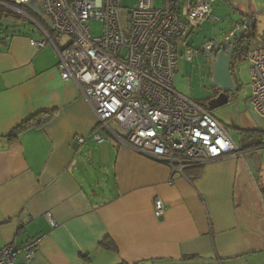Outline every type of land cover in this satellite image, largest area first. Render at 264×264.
Listing matches in <instances>:
<instances>
[{
  "label": "crops",
  "instance_id": "1",
  "mask_svg": "<svg viewBox=\"0 0 264 264\" xmlns=\"http://www.w3.org/2000/svg\"><path fill=\"white\" fill-rule=\"evenodd\" d=\"M40 36L0 45V247L42 236L30 264H264V187L240 155L172 176L115 140L111 149L109 137L113 188L85 187L81 152L104 131L76 83L61 79L54 49L29 43ZM42 111V124L7 136Z\"/></svg>",
  "mask_w": 264,
  "mask_h": 264
},
{
  "label": "built area",
  "instance_id": "2",
  "mask_svg": "<svg viewBox=\"0 0 264 264\" xmlns=\"http://www.w3.org/2000/svg\"><path fill=\"white\" fill-rule=\"evenodd\" d=\"M29 1L0 0V8L14 9L36 25L41 36L29 38L32 46L54 49L61 79L76 83L96 116V128L107 134L94 132V140L112 137L167 165L172 176L184 175L189 166L243 154L205 103L178 92L172 84L179 56L192 61L201 53L214 62L215 39L198 47L187 40L211 16L217 0H135L132 7L122 0H37L51 26L24 6ZM93 20L101 23L98 35L92 34ZM255 24L256 14L247 15L236 26L240 31L236 40H247L249 104L264 125V35L257 36ZM84 141L77 136L76 146ZM258 194L264 204V192ZM153 210L156 216L164 213L159 197ZM41 238L0 247V264H30Z\"/></svg>",
  "mask_w": 264,
  "mask_h": 264
},
{
  "label": "rangeland",
  "instance_id": "3",
  "mask_svg": "<svg viewBox=\"0 0 264 264\" xmlns=\"http://www.w3.org/2000/svg\"><path fill=\"white\" fill-rule=\"evenodd\" d=\"M122 4L132 7L135 0H122ZM250 14H256L254 31L257 36H263L264 0H217L212 5L211 16L188 35L187 41L194 47H198L209 39H215L217 43L222 42L227 34ZM39 20L43 23L41 19ZM91 30L93 35H98L101 31L100 21L93 20ZM19 33L33 37L40 35L39 29L29 18L14 9L0 8V38L10 39L12 35ZM62 41H66L65 36L62 37ZM211 68L212 63L207 61L201 53L192 61L179 56L177 72L172 81L174 89L197 101L206 102L214 89ZM234 68L238 91L226 104L210 112L225 125L232 140L243 149L240 157L246 164L250 178L260 187H264V125L261 123L258 125L254 120L249 104L252 90L249 61L246 58L236 60ZM113 125L115 129H118L114 122ZM103 135L107 136L105 132ZM112 141L114 139L111 137L109 143L111 149ZM109 144L106 141L94 142L87 144L81 152L79 172L88 190H90V184L99 191H108V188H113L114 153L104 149Z\"/></svg>",
  "mask_w": 264,
  "mask_h": 264
},
{
  "label": "water",
  "instance_id": "4",
  "mask_svg": "<svg viewBox=\"0 0 264 264\" xmlns=\"http://www.w3.org/2000/svg\"><path fill=\"white\" fill-rule=\"evenodd\" d=\"M24 6L27 9L33 11L38 17L46 22L48 26H51L48 18L42 15V10L37 0H31L25 3ZM239 34V28L235 27L224 41L217 44V53L211 68L212 82L214 84V87H216L218 90H221L222 92L219 93L216 97L207 101L206 105L209 110L226 104L228 102V99L225 92L230 90L231 88L234 89L231 80L230 63L235 39ZM252 115L258 125H260L258 118L253 112Z\"/></svg>",
  "mask_w": 264,
  "mask_h": 264
},
{
  "label": "trees",
  "instance_id": "5",
  "mask_svg": "<svg viewBox=\"0 0 264 264\" xmlns=\"http://www.w3.org/2000/svg\"><path fill=\"white\" fill-rule=\"evenodd\" d=\"M41 19V18H40ZM42 20V19H41ZM13 36V35H12ZM7 38H0V45H4L8 43ZM236 48H237V53L235 55V60H243L246 58V50H247V40L245 38H240L239 40L236 41ZM205 104L207 103L204 102ZM50 115V111H42L38 112L29 118L23 120L19 124H17L7 135L10 139H15L16 136L24 129L31 127V126H36L42 124ZM194 166V165H193ZM192 167V166H189ZM187 167V168H189ZM185 168L183 170V174L186 175ZM264 192V191H262ZM101 244L105 247H109L112 244V241L107 237L106 239H103Z\"/></svg>",
  "mask_w": 264,
  "mask_h": 264
},
{
  "label": "flooded vegetation",
  "instance_id": "6",
  "mask_svg": "<svg viewBox=\"0 0 264 264\" xmlns=\"http://www.w3.org/2000/svg\"><path fill=\"white\" fill-rule=\"evenodd\" d=\"M236 41L237 40L235 39V44H234V48H233V52H232V57H231V63H230L231 80H232V85H233V88L234 89L231 88L230 90H228V91L225 92L228 100L233 95H235V93L238 91V88H239L238 87V83H237V75H236L235 68H234V65H235V62H236L235 55L237 53ZM221 92H222L221 90H218L216 87H214L213 92H212V95H211V97L207 101H209L210 99L216 97Z\"/></svg>",
  "mask_w": 264,
  "mask_h": 264
}]
</instances>
